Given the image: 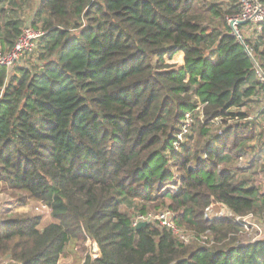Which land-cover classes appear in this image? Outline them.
Masks as SVG:
<instances>
[{"label": "trees", "instance_id": "trees-1", "mask_svg": "<svg viewBox=\"0 0 264 264\" xmlns=\"http://www.w3.org/2000/svg\"><path fill=\"white\" fill-rule=\"evenodd\" d=\"M235 9L202 0H39L32 26L45 33L34 68L8 77L0 66V191L47 204L52 221L6 219L1 255L58 264L71 242H96L99 253L89 250L81 264H264V237L239 241L241 222L205 217L215 203L239 216L263 209L264 193L233 167L256 126L230 122L249 115L238 109L257 89L247 86L253 60L228 24ZM4 26L7 50L23 26ZM246 43L264 66V24ZM200 102L198 138L173 151L180 121ZM217 120L224 132L213 142L207 133ZM175 183L176 191L164 189ZM129 200L139 213L169 208L215 243L183 245L157 224L136 228L121 209Z\"/></svg>", "mask_w": 264, "mask_h": 264}, {"label": "rangeland", "instance_id": "rangeland-1", "mask_svg": "<svg viewBox=\"0 0 264 264\" xmlns=\"http://www.w3.org/2000/svg\"><path fill=\"white\" fill-rule=\"evenodd\" d=\"M13 2V0H12ZM202 3L212 6V5H218L223 10H229L233 11L236 10L235 8L238 6V0H202ZM39 4V0H19V5L12 6L11 0H0V15H6L9 16V19L11 18L14 21L21 22V25L24 27L27 24H33L35 21V13L37 10V6ZM4 10H3V9ZM8 9V10H7ZM3 10V11H2ZM41 23H39V27L41 28ZM246 25L243 24L241 27L242 30H244L243 36L250 41H253L254 43L257 41V37H248L251 33L248 31H245ZM264 47V46H262ZM38 58V54L36 56L26 59L22 62L21 65L14 68V70L11 73V76L14 74L21 75L20 72L21 68H31V60L36 61ZM41 63V61H38ZM43 62V61H42ZM37 63V62H35ZM39 63H37L38 65ZM34 68V67H32ZM254 103L256 105L254 106ZM254 107V108H253ZM259 107L256 100L253 101V106L251 104L248 105L245 109H249V114L253 113V110ZM203 121V118L199 117V114L196 115L195 120V127L193 128L192 136L194 135V139L198 138V128L199 124ZM242 120H237L234 122H230V124H235V122H239ZM243 122H246L245 120ZM253 123L256 126V135H255V141L254 144L247 143L245 148H243L241 152L242 158H240L237 162L233 163V167L236 168L238 171H240V174H247L251 177V180L260 188V193L264 192V157L261 155V153H264V117L263 114L259 118L248 121ZM221 126L218 127V124L213 122V124H210L208 128L207 133V139H212L215 137L216 134H219V129ZM192 144V143H190ZM193 167H196L197 164L193 163L191 165ZM244 171V172H243ZM239 174V175H240ZM174 178V181L177 182V177ZM179 184V183H178ZM175 185H166L164 186V189L167 190L169 188H175ZM21 193L18 194V196H15L11 191L4 190L0 191V225L4 223L6 219H8L11 216L14 215H21V214H29L32 216H41L42 217V226H45L49 222L52 221L51 215L49 211H38L36 209V206L38 205V201L28 199L26 204H20L18 201L19 196ZM262 210L251 213L252 215L247 218L248 223V230H243L239 234V241L243 242H249V241H255L262 237H264V204L262 206ZM121 209L125 212H128L130 215H132V218L134 219L136 216H138L139 213V206L136 201H124L122 203ZM149 212H156L155 210H150ZM251 224V225H250ZM90 250L92 255H96L93 253V243L92 248L87 242H83L82 245L78 246L75 245L73 242L68 246L66 253L60 258L58 264H81L83 260L85 259V256L87 252ZM98 254V253H97ZM12 258L10 254L1 255L0 254V264H15L11 263Z\"/></svg>", "mask_w": 264, "mask_h": 264}, {"label": "built area", "instance_id": "built-area-1", "mask_svg": "<svg viewBox=\"0 0 264 264\" xmlns=\"http://www.w3.org/2000/svg\"><path fill=\"white\" fill-rule=\"evenodd\" d=\"M228 24L237 37V39L244 45L247 53L251 56L254 63V70L257 81L260 85H264V66L259 63L253 54V45L246 43V38L243 36L244 30L241 29L243 24L249 26L251 33L248 37H257L262 34V25L264 24V5L259 0H238V10L236 13L227 16ZM45 32L40 29H35L31 24H27L23 27L21 35L16 39L11 49L4 50L0 47V66L5 67L7 70V76H11L15 67L22 64L28 58L36 56L38 54V46L40 38ZM249 39V38H248ZM253 43V41H250ZM203 104L200 102L196 108L185 113L184 117L178 125V131L172 142V150L179 151L182 145L188 141L193 133L195 125L196 115L203 118ZM264 110V101L262 104L255 108L252 114H249L242 121H252L262 116ZM220 122V120H218ZM221 126V124L219 123ZM224 132V128L221 126L219 134ZM193 165V164H191ZM198 166V163H197ZM196 166V167H197ZM194 167V168H196ZM178 183V182H177ZM175 184V188H169V190L176 191L178 186ZM38 211H49L50 208L47 204L39 202L36 206ZM252 214L249 213L245 216H239L235 214L230 208L222 203H215L206 208L205 217L209 220L216 218H227L230 220H236L243 224L244 230H248L249 226L247 218ZM147 222L157 224L161 228H166L172 232L177 240L183 244L188 245L191 243H199L207 246H211L215 243L214 238L210 235L209 231L204 233L197 232L192 229H188L181 226L177 222V215L169 208L160 209L156 212L140 213L132 220V226H137L140 222ZM251 225V224H250ZM11 263H14L12 260Z\"/></svg>", "mask_w": 264, "mask_h": 264}, {"label": "crops", "instance_id": "crops-1", "mask_svg": "<svg viewBox=\"0 0 264 264\" xmlns=\"http://www.w3.org/2000/svg\"><path fill=\"white\" fill-rule=\"evenodd\" d=\"M3 9V8H2ZM4 10V9H3ZM2 10V11H3ZM8 10V9H7ZM12 19L10 18L9 19V16H6L5 14L4 15H0V42H1V38H2V33L3 31L6 29L7 26H4L5 23H8L9 21H11ZM245 31H248L250 32V28L249 26H246L245 28ZM254 43V42H253ZM258 81H257V78L256 76H254V79H252L248 84L247 86H253L255 85V87L257 88L255 93L250 97L248 98L245 103L238 109L239 111H242V112H246L247 114H249V109H245L246 107H248L249 104H251V106H253V101L256 100L258 105L260 106L262 104V102L264 101V87H260L258 86ZM256 105V103H254V106ZM254 108V107H253ZM257 108V107H256ZM255 110V109H254ZM253 110V111H254ZM263 117H264V110H263ZM215 123L218 124V127L220 126L219 125V121H215ZM254 141L255 139H253L252 141V144H254ZM251 143V141H249ZM248 142V143H249ZM248 145V144H247ZM261 155L264 157V153H261ZM264 192H262L263 194ZM264 199V198H263ZM263 202L261 203V205L263 206L264 204V200H262Z\"/></svg>", "mask_w": 264, "mask_h": 264}, {"label": "water", "instance_id": "water-1", "mask_svg": "<svg viewBox=\"0 0 264 264\" xmlns=\"http://www.w3.org/2000/svg\"><path fill=\"white\" fill-rule=\"evenodd\" d=\"M190 168L192 169V168H194L193 166H190ZM148 225V223L147 222H140L137 226H136V228H140V227H143V226H147ZM93 253H95V254H97V253H99V247H98V245H97V243L96 242H93Z\"/></svg>", "mask_w": 264, "mask_h": 264}]
</instances>
